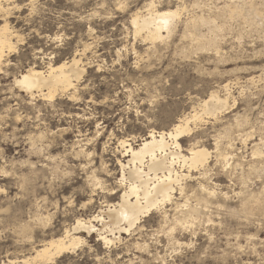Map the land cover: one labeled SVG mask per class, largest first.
Listing matches in <instances>:
<instances>
[{
  "label": "rangeland",
  "instance_id": "rangeland-1",
  "mask_svg": "<svg viewBox=\"0 0 264 264\" xmlns=\"http://www.w3.org/2000/svg\"><path fill=\"white\" fill-rule=\"evenodd\" d=\"M241 1L16 0L21 11L14 17L20 18L11 20L19 40L9 55L13 64L0 75V115L5 117L0 124V262L21 258L60 235L75 217L106 212L105 205L117 202L115 191L121 190L117 159L126 162L129 155L118 139L138 147L151 129L167 130L183 114L199 111L212 90L223 96L220 86L230 82L227 109L217 118L201 115L190 123V135L179 140L184 154L194 142L211 152L203 182L226 193L220 207L214 204L203 218L183 226L173 221L174 207L165 204L167 219L164 209L151 210L140 218L139 229L112 234L95 220V230L79 233L85 243L45 264H264V179L247 170L246 184L237 181L240 170L236 181L229 179L231 169L213 152L216 144L231 142L246 169L254 160L251 145L264 144V0H243L245 6ZM151 2L159 12H179L154 43L145 32L135 35L131 24L135 12L147 15ZM202 14L222 26L221 55L196 49L187 36L186 18ZM203 29L201 34L213 36ZM84 43L90 45L81 56L84 72L75 99H31L10 87L13 76L28 66L45 69L48 62L70 58ZM12 91L20 102L8 99ZM15 113L22 116L18 122ZM238 120H243L239 127ZM38 134L42 139L31 143ZM93 177L101 178L103 188L94 186ZM189 179L184 181L188 187L197 184ZM243 185L258 194L244 210ZM179 196L176 190L174 199L181 203ZM101 234L113 243L103 244Z\"/></svg>",
  "mask_w": 264,
  "mask_h": 264
},
{
  "label": "bare ground",
  "instance_id": "bare-ground-1",
  "mask_svg": "<svg viewBox=\"0 0 264 264\" xmlns=\"http://www.w3.org/2000/svg\"><path fill=\"white\" fill-rule=\"evenodd\" d=\"M29 2L32 3L31 0H29ZM243 3L245 2L243 1L242 4ZM243 6L245 5L243 4ZM149 7L150 9L149 12L147 11V15L145 14L146 16L139 12H135L132 15L131 24L134 28L135 35L145 32L146 39L154 43L157 39L159 40L162 37L163 32L161 30L163 28L168 29L173 19L179 15V12L178 9H168L167 11L159 12V10L153 9V2H151ZM240 7L241 3L239 8ZM249 10L247 11L249 12ZM20 11L21 6H19L16 0H0V75H6L9 66L13 64L9 59V55L16 48V43L19 40V33L18 30L15 29L11 18L19 19L20 17H14V14ZM247 15L248 14H246V16ZM211 16L208 18L204 17V15H192L191 18L188 17V20L186 18V22L184 20V26L186 30L189 29L190 31V34L187 36L190 35L192 40H195L194 47L196 49H200L202 52L203 50L208 51V49H212V51L215 50V53L217 52L218 54L220 49L218 45V36L220 35L219 30L222 26L219 25L221 26L219 27L214 25L211 20V18L214 17ZM213 21L215 22L214 19ZM203 27L207 28L209 33L212 32L213 36L211 35L212 37H208V33L205 34L207 37L201 34ZM184 33L185 35L187 34L186 32ZM183 36L181 37L184 40ZM192 40H190L188 44L192 43ZM89 45L90 43H84L82 49L76 50L68 59H63L55 63L48 62L45 69L39 68L34 64L28 66L27 69L13 76L10 87L14 88L18 93H24L25 96L31 99L34 97H42L47 100H52L56 95H66L69 98L75 99L77 97L76 83L84 72V65H81V56L84 55ZM188 47L184 46L186 50L184 48L181 49L182 51H187ZM193 51L190 52L193 54ZM215 59L217 60V56ZM253 78L254 77H250L249 80H253ZM229 85L230 82H226L220 86V88L225 91L223 96H220L216 90H212L209 95L202 100L201 104H199V111L193 109L191 112L183 114L167 130L151 129L147 132L148 135L142 139L138 147H134L132 143L128 142V139H118V145L121 149H125V152H128L129 155L126 162L117 159V164L122 172L121 178H118L119 180L117 181L121 190L115 191L116 193L119 191L117 202L105 205L108 207L106 212L105 210L98 209V213L92 214L87 218L75 217L76 219L73 224L70 227H66L60 235L45 239L37 246L34 245V247L31 248V252L23 255L21 258L6 259L5 261H1L0 264H45L52 261L63 253H69L80 244L85 243L86 240L79 233L82 230H86L88 233L95 230L96 227L93 224L95 220L101 222V229L108 231V233L110 231L112 234L114 229H117L118 233L121 231L131 232L136 230V228L139 229L141 226L138 225V222L142 216H147L148 212L151 210L164 209L165 204H170L174 207L172 215L173 221L183 226L189 223L191 224L196 219L200 220L203 218L210 212L209 209L212 208L214 204L220 207V202L226 200V193L216 192L215 189L207 186L203 182L205 175L210 170V162L208 163V159L211 152L205 146L197 145V142H194L188 146L184 154L182 153L184 148L181 151L179 140L186 135H190L192 131L190 123L202 119L201 115L217 118L218 114L227 109V101L231 97L228 91ZM13 97L20 102L19 98H17L19 96L12 91L8 99ZM16 104L18 105V103ZM21 117L19 113H15L14 121L18 122ZM4 119L5 117L0 115V124ZM242 122L243 120H238L235 125L239 127ZM42 137L43 134H38L36 137L31 136L30 142L32 143L37 138L42 139ZM259 140L261 141L262 139L260 138ZM232 145L231 142L225 147L216 144L215 150H212L215 154L216 161L223 162L231 169L228 171L229 179H236L234 174L237 170H240L237 181L242 184L246 181L245 176H243L245 170H247L248 174L255 173L256 176L264 179V144L262 145V143L259 142L251 145V157L254 160L253 163L247 165L246 169L239 163V158L235 157L236 154H234V151H237V149ZM243 147H246V144L243 145ZM230 160L231 162H229ZM259 164L261 166L258 167ZM175 166H177L179 170L176 169ZM193 172H195L196 176L193 175ZM93 178L96 180L94 186L98 185L99 187L100 185V188L104 186L102 185L103 182L100 181L101 178ZM188 178L195 179L197 184L188 187L184 183ZM113 188L109 190L111 191ZM245 188L246 187L243 185L239 190L240 198L243 201L242 210H244L245 206L258 201V194L245 190ZM176 190L178 194L184 198L183 202L181 200V203L176 201V198L174 199V192ZM260 193L264 194V186L261 188ZM85 205L86 204H83V206ZM163 214V220L167 219V212L165 209L163 210ZM207 218V220H210L209 216ZM100 239L105 245L112 244L114 241V238L102 234ZM137 245L140 246L138 243Z\"/></svg>",
  "mask_w": 264,
  "mask_h": 264
}]
</instances>
